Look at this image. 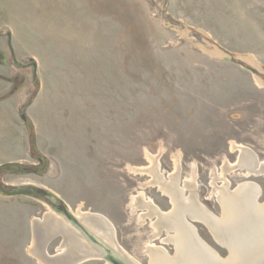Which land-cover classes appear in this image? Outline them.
<instances>
[{"label":"rangeland","instance_id":"374dc122","mask_svg":"<svg viewBox=\"0 0 264 264\" xmlns=\"http://www.w3.org/2000/svg\"><path fill=\"white\" fill-rule=\"evenodd\" d=\"M222 53L264 73V0H0V100H10L0 104V167L21 164L1 170L0 185L45 190L0 195V264H46L29 249L32 220L52 212L46 191L61 212L105 217L138 264H149L150 246L175 253L173 233L136 203L172 210L155 178L175 175L215 220L224 183L255 184L264 205V176L235 167L243 147L264 165V82ZM185 219L228 257L202 222ZM62 243L47 244L48 255Z\"/></svg>","mask_w":264,"mask_h":264},{"label":"bare ground","instance_id":"6f19581e","mask_svg":"<svg viewBox=\"0 0 264 264\" xmlns=\"http://www.w3.org/2000/svg\"><path fill=\"white\" fill-rule=\"evenodd\" d=\"M255 162L256 156L243 147L240 148L235 167H244L248 174L264 176V165L256 166ZM155 170L150 171L155 174ZM176 180L175 175H170L169 181H162L161 178L154 180L159 190L170 199L172 210L169 213H161L152 203L145 204L141 198H136L138 206L147 209L148 216L156 217L154 226L159 232L166 230L167 235L169 232L173 233L168 235L167 241L174 246V256H168L162 248L150 246L147 250L149 264H261L264 261V205L255 203V198L260 194L258 186L251 182L243 183L229 192L224 183L217 190L222 218L215 220L205 208L201 209L198 206L192 195L187 198L183 196ZM184 187H187L186 184ZM51 211L43 215L40 223L37 218L32 220L35 242L32 253L39 261L46 264H80L103 257L101 247H97L101 249L99 252L61 213L56 209ZM186 215L190 219L202 222L209 229L219 244L226 248L228 252L226 259H220L219 255L200 238L198 239L202 242H199L194 235V227L185 221ZM75 218L79 219L84 227L104 245L112 249L119 248L108 224L110 222L105 217L77 212ZM58 234L63 239L60 250L54 256H49L47 252L42 255L40 251H43V247L45 248L52 241L53 236ZM121 252L124 253L122 250ZM217 257L220 260H217Z\"/></svg>","mask_w":264,"mask_h":264},{"label":"water","instance_id":"95a60500","mask_svg":"<svg viewBox=\"0 0 264 264\" xmlns=\"http://www.w3.org/2000/svg\"><path fill=\"white\" fill-rule=\"evenodd\" d=\"M222 57H224V59H226L227 61H230L231 63H234V64H236V65H238L244 69L251 71L252 73H254L258 78H260L264 82L263 71L258 66H255V68L250 67V65H248L247 63H245L243 61V59L245 60L244 57H236V56L228 55L225 53H222ZM22 120H25V117L23 115H22ZM11 165L21 166L20 163H11ZM39 191H45V190L40 188V187L31 185V184L14 186L10 189H7L5 186L2 187L0 185V195H2L3 197H7V198L33 197V196H37L36 194ZM259 196H260V194H259ZM259 196H258V198H255V203L257 205H262V204L258 203ZM39 197H42V196H39ZM43 200L45 201L44 203H46V205L48 207H50L51 209H54V210L56 209L54 205L57 203H61L60 200H58L51 193H49V192L47 193V191L45 192V196H43ZM62 205L65 207V205L63 203H62ZM65 209H66V207H65ZM61 215L69 223H71L77 229H79V231L84 235V237H86V239L89 240V242H91L94 245V248L97 249V247H101L103 249L102 252L100 251L101 249L100 250L97 249V250L99 252H101V254L103 256L102 258L105 261H107L109 264H136L134 261H132L130 258H128L124 253H122L118 247H115V249H112V248L104 245L102 243V241L100 239H98L96 236H94L92 233H90L84 227L83 223L79 219H76L70 213V211H68V209H66L65 212H61ZM185 221H186V219H185ZM108 224L110 225L113 233L115 234L112 224H110V223H108ZM194 235L198 239V235H197L195 228H194ZM114 239H115V236H114ZM198 240H199V242H202V241H200V239H198ZM220 259H222V258H220ZM220 259L218 258L217 260H220ZM261 264H264V261Z\"/></svg>","mask_w":264,"mask_h":264},{"label":"crops","instance_id":"0c3cea01","mask_svg":"<svg viewBox=\"0 0 264 264\" xmlns=\"http://www.w3.org/2000/svg\"><path fill=\"white\" fill-rule=\"evenodd\" d=\"M12 99H15V102H14V104H15V107H14V110L16 111L15 113H20V109H21V105H22V103H21V98H17L16 96H10ZM7 99V100H6ZM7 102V101H10L9 100V97H6V98H4V99H2V100H0V104H2V103H4V102ZM11 164V163H10ZM33 229V228H32ZM36 246V245H35ZM32 247H33V244H30V247H29V249L31 250L32 249ZM45 252H47V247H43V251L41 250L40 251V253L43 255H45ZM35 257V256H34Z\"/></svg>","mask_w":264,"mask_h":264},{"label":"flooded vegetation","instance_id":"af4514ba","mask_svg":"<svg viewBox=\"0 0 264 264\" xmlns=\"http://www.w3.org/2000/svg\"><path fill=\"white\" fill-rule=\"evenodd\" d=\"M260 189V188H259ZM261 191V190H260ZM201 209H203L201 206H199ZM56 210L59 212V213H61V210L60 209H58V208H56ZM159 211L161 212V213H163L160 209H159ZM205 211H207L206 209H205ZM186 216H188V215H186ZM184 218H185V216H184ZM61 239L62 238V236L60 235V234H58V235H55V236H53V238H52V241L54 240V239ZM200 238V237H199ZM104 260V259H103Z\"/></svg>","mask_w":264,"mask_h":264},{"label":"trees","instance_id":"16d2710c","mask_svg":"<svg viewBox=\"0 0 264 264\" xmlns=\"http://www.w3.org/2000/svg\"><path fill=\"white\" fill-rule=\"evenodd\" d=\"M15 167H20V166H16V165H11V164H6V165H3V166H1L0 167V171L2 170V171H5V170H7V169H11V168H15Z\"/></svg>","mask_w":264,"mask_h":264}]
</instances>
